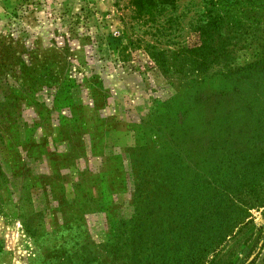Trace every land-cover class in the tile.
<instances>
[{
	"label": "rangeland",
	"instance_id": "374dc122",
	"mask_svg": "<svg viewBox=\"0 0 264 264\" xmlns=\"http://www.w3.org/2000/svg\"><path fill=\"white\" fill-rule=\"evenodd\" d=\"M127 1L0 0V264H111L104 246L108 233H120V223L136 211L143 212L141 225L133 218L134 235L142 227L144 246L137 243L129 264H191L186 256L194 252L187 248L192 227L201 239L245 214L264 226V68L235 72L264 51V0H213L220 2L215 7L209 0H174L173 8L159 14L160 25L134 17ZM214 8L249 27L254 39H228L226 30L233 28L223 20L221 40L228 49L236 47L211 70L204 89L208 94L222 87L227 106L212 103L211 122L196 124L190 133L195 147H244L243 170L212 177L164 171L163 158L172 148L152 126L150 110L162 114L159 103L183 87L174 71L162 75L149 46L175 52L194 43L193 29ZM166 58L173 61L170 53ZM79 125L111 130L117 155L107 158L101 180L86 174L74 193H66L65 176L36 175L30 160L41 154L57 159L54 143L77 142ZM243 232L226 236L205 261L198 257L192 264H244L252 252ZM250 264H264V242Z\"/></svg>",
	"mask_w": 264,
	"mask_h": 264
},
{
	"label": "trees",
	"instance_id": "16d2710c",
	"mask_svg": "<svg viewBox=\"0 0 264 264\" xmlns=\"http://www.w3.org/2000/svg\"><path fill=\"white\" fill-rule=\"evenodd\" d=\"M127 2L131 7L134 17L137 19L144 18L146 20H151L157 25L162 24V18L159 15L162 13L161 11H165L167 7H174V0H128ZM209 3L213 7L220 4V2H214L213 0H209ZM203 4H207L206 0H203ZM219 9L221 8H214L213 12H211V10L205 11L209 13L205 22L199 23L193 29L195 33L194 36L197 38V41L194 43L189 45L182 44L175 52L170 51L168 48H161L158 50L154 48L155 46H149L151 51H149L148 54L156 63L162 75L167 76L174 71L177 75L175 77L177 83L183 87V91L175 95L173 99L159 103L165 110L163 112L164 114L156 112L157 108H152V110H150V113H152L150 115H153L152 126H155L158 131L161 130L163 136L164 134L167 136L165 139L168 143L167 147L173 149H170L171 152H168L165 159L163 158L164 171L172 168L174 169V173H176V171L184 169L189 172H194L195 174L198 173L199 175L212 177L217 171H227V173L232 172L235 174V172L239 171L240 173L243 170L242 151L244 147L242 148L241 145L235 144L233 147H228L227 144L223 143L218 146V151L212 148L211 143L205 147H203V144H199L198 147H195V143H193L194 134L190 133L192 129H195L196 124L204 126L211 122V118L207 116V113L214 110V106L218 105L220 108L224 109L227 106L225 101L226 93L223 91L222 87L208 94L205 92L207 89H204V80L209 76L208 74H210L211 70L223 61L220 60L221 58L226 60L228 57H231L234 53V47H236L235 44H232L228 49L221 40L222 36L219 32V27H222L223 20L230 18L227 16L226 11L218 12ZM177 17L178 15L173 16V18ZM230 22L233 30H226L225 35L228 39L238 37L239 39L237 40L244 41L246 44L253 41L254 33L250 31L249 27H244L243 24H239L234 19H230ZM226 36L224 38H226ZM257 39L259 40L260 38H255V41ZM244 42L240 44L241 46L239 45L241 48L245 46ZM263 47L264 46H262V48ZM168 53L171 54V58L173 59L172 62H168L166 58V54ZM259 64L264 68V51L261 52V56L256 61L249 64V66L237 68L235 72L241 73L239 75L242 76L244 69L246 70L247 67L251 68L250 66L255 69ZM239 132L240 127L237 128V133ZM196 140L198 139H195V141ZM158 145L161 150L162 147H165L163 142H159ZM200 152L204 155L202 156ZM195 158L198 159L195 160ZM134 162V159H131L132 170H134ZM160 169H162V166H159L158 171H160ZM135 177L136 175L134 173V178ZM141 212L143 211H140V213L136 211L135 213V215L138 216V224L140 225V219L142 217ZM260 213L264 223V208ZM134 216L120 223L123 225L121 226L122 229L120 233H116L115 228H112L108 233L104 246L106 253H108L110 257L111 264H117V262L119 264H129L132 252H134L137 243L139 244V249H143L144 231L142 227H139L137 234L134 235V227L132 225V223H134ZM233 219L234 220H230L229 223H226L224 230L220 232L213 230L211 232H204L208 234V236L202 235L201 239H197V234L200 233L198 227L194 228L195 231L193 227L189 229L191 234L189 236L190 240L187 248L189 251L194 250V252L186 256L188 257V261L191 264L195 263L198 257L199 259L203 258L205 261L204 258L208 252L214 251L213 245L220 243L226 236L234 238V235L236 233H241L242 230H244L242 233L243 242L251 249V252L253 253L256 249H260L264 242V226L252 224L250 215L248 214H245V217L235 216ZM236 226V233L231 234L233 228ZM176 235L179 238H184L181 232H177ZM215 237L217 238V242L214 243ZM118 238L121 239L120 245L116 242ZM196 254H201V256H196ZM252 260L246 264H250Z\"/></svg>",
	"mask_w": 264,
	"mask_h": 264
},
{
	"label": "crops",
	"instance_id": "0c3cea01",
	"mask_svg": "<svg viewBox=\"0 0 264 264\" xmlns=\"http://www.w3.org/2000/svg\"><path fill=\"white\" fill-rule=\"evenodd\" d=\"M102 111L103 108L97 110L98 115H102ZM77 128L74 133L77 142L64 138L54 143L57 159L52 160L41 154L30 160L31 169L36 175L52 176L59 172L65 176L63 189L66 193H74L78 178L86 174L92 176L95 182L97 178L101 180L107 171V158L117 155V143L111 130L101 129L97 132L88 125H79ZM90 188L96 192V184Z\"/></svg>",
	"mask_w": 264,
	"mask_h": 264
},
{
	"label": "water",
	"instance_id": "95a60500",
	"mask_svg": "<svg viewBox=\"0 0 264 264\" xmlns=\"http://www.w3.org/2000/svg\"><path fill=\"white\" fill-rule=\"evenodd\" d=\"M257 250H258V249H256L255 252L249 254V256H248L247 259L245 260L244 264L250 262V261L253 259L255 253L257 252Z\"/></svg>",
	"mask_w": 264,
	"mask_h": 264
}]
</instances>
